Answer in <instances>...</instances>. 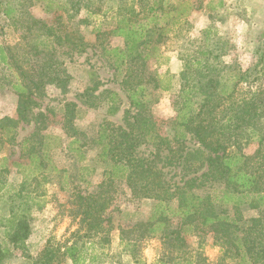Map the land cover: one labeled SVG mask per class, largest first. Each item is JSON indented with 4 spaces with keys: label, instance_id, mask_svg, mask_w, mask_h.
<instances>
[{
    "label": "rangeland",
    "instance_id": "obj_1",
    "mask_svg": "<svg viewBox=\"0 0 264 264\" xmlns=\"http://www.w3.org/2000/svg\"><path fill=\"white\" fill-rule=\"evenodd\" d=\"M76 1H80L81 8L71 17L73 11L63 9L70 8ZM190 1L195 4V9L181 21L182 26L177 31L167 36L160 53L148 62L149 70L159 75L162 84L167 85L170 81L172 85L170 90H158L159 101L152 105L153 115L163 121L159 132L165 143L159 155H156V145L143 144L137 148L139 156L153 160L154 165L162 170L163 181L172 190L195 176L183 169V160L178 158L177 146L172 142L176 115L173 102L183 83L185 62L199 58L200 52H207L201 58L212 71L232 64L247 70L264 61V0ZM117 3L118 0H0V46L10 48L16 59L24 61L23 66L28 71L41 72L48 60L44 53L35 55L37 47L40 50L44 48L41 42L45 38L44 30L39 28L40 22L52 27L58 36H64L68 30H77L86 46L84 52L72 55L65 54V47L56 46L50 64L56 70L52 76L60 78L59 84L49 83L37 91L34 95L37 105L28 115V121H19L16 142L4 146L0 143V158L14 152L13 159H17L20 148L15 144L34 132L36 122L39 127L47 126L25 146V150L23 148L24 151L30 150L38 140L45 142L47 168L41 172L33 169L28 165L29 154L23 153L22 168L12 169L8 174L0 169V183L7 182L5 191L11 194L0 201V217L7 216L11 210L27 212L31 225L29 238L20 248L11 247L0 264H33L42 257L48 244L64 247L75 242L84 252L85 262L82 264H158L168 253L160 233L139 243L137 249L124 245L121 232L147 221L161 208L156 209V201L136 198L126 180L121 179H113L114 187L109 191L111 202L104 214L111 219V231L107 234L109 242H103L101 235L84 240L75 236L79 231L80 235L85 234L79 218L71 216L75 196L79 193L95 194L103 182L107 188L108 181L112 179L105 174L109 163L100 158L99 130L106 123L124 126L126 120L132 122L125 94H121L117 114L107 115L108 92L119 91L117 82L120 79H113L105 50L125 47L124 38L111 32L116 25ZM49 5L54 10L48 11ZM4 10L10 15H5ZM60 14L61 20L58 18ZM161 23L173 24V21L167 17ZM206 31L210 35L208 41L205 40ZM15 70L0 64V121L20 119L19 99L12 87V82H16ZM262 85L263 80H259L255 87ZM71 102L77 104L73 112L67 105ZM40 112L45 114V120L39 118L36 121L35 115ZM185 146V154L199 149V145L190 139ZM258 147L259 144L253 142L245 148V153L254 154ZM205 171L206 168L196 175L200 176ZM207 185L209 191L221 188L218 183ZM165 204L171 208L167 213L172 218L173 227L179 228L181 221L174 216L178 198H172ZM218 209L223 215L238 221L243 240H255L250 221L264 219V208L241 205L237 210L233 206L220 205ZM184 238L188 247L185 249L186 257L181 259L183 264L187 258L195 260L198 257L204 261L203 264L237 263V260L227 258L213 233H187ZM7 246L5 229L0 227V251ZM91 256H95L96 261L92 262ZM63 264L73 262L66 259Z\"/></svg>",
    "mask_w": 264,
    "mask_h": 264
},
{
    "label": "trees",
    "instance_id": "obj_2",
    "mask_svg": "<svg viewBox=\"0 0 264 264\" xmlns=\"http://www.w3.org/2000/svg\"><path fill=\"white\" fill-rule=\"evenodd\" d=\"M117 6L116 25L111 32L124 38L125 47L105 50L113 79H120L117 82L119 91L108 92L107 115L117 114L121 94H125L132 122L126 120L124 126L106 123L99 130L97 144L101 146L100 158L109 163L105 174L112 179L108 181L107 188L103 182L95 194L79 193L75 196L71 216L79 218L85 231V234L80 235L79 231L75 236L84 240L101 235L103 242H109L107 234L111 231V219L104 214L111 202L109 191L114 187L113 179H121L126 180L136 198L156 201V209L161 208L147 221L121 232V239L127 248L132 246L137 249L139 243L160 233L168 253L158 264H183L181 259L188 247L184 235L213 233L224 254L237 260L236 264H264V219H251L250 230L254 232L255 240H243L238 221L223 215L218 209L220 205L233 206L237 210L241 205L264 208V85L255 87L259 80L264 82V61L247 70L232 64L212 71L201 58L207 52H200L199 58L185 62L183 83L173 102L176 115L172 142L177 146L178 158L183 160V169L195 176L172 190L163 181L162 170L154 165L153 160L139 156L137 148L152 144L156 145V155L162 151L165 140L159 130L163 121L153 115L152 105L159 101L157 91L170 90L172 85L170 81L167 85L162 84L159 75L149 70L148 62L160 53L167 36L182 26L181 21L195 9V4L190 0H118ZM80 8V1H76L63 10L73 11L71 17H74ZM51 10L54 9L49 5L48 11ZM4 14L10 15L7 10ZM167 17H171L173 24L161 23ZM58 18L61 20V14ZM38 25L44 30L45 38L41 39L44 48L40 50L37 47L35 55L44 53V58H48L41 72L28 71L23 66L24 61L16 59L10 48L0 46V64L16 69V82H12V87L19 99L20 117L19 120L0 121L2 146L16 142L19 121H28V115L37 105L34 100L36 92L49 83L59 84L60 78L52 76L56 70L50 64L56 46L65 47V54L70 55L84 52L86 47L77 30H68L64 36H58L44 22ZM204 33L208 41L209 31ZM67 105L71 112L77 106L74 102ZM35 116L36 121L39 118L45 120L43 112ZM46 127H39L36 122L34 132L15 144L20 148L19 158L13 159L14 152L0 158L2 173L22 168L23 153L29 154L28 165L33 169L41 172L47 168L45 142L38 140L30 150L24 151L25 146ZM188 139L195 141L199 149L185 154L183 151ZM253 142H257L259 147L254 154L248 155L245 148ZM204 152L208 153L207 156ZM204 168L206 171L197 176ZM210 182L211 185L220 184V190L209 191L207 183ZM7 187V182L0 183V201L11 196L5 191ZM175 197L178 198V206L174 216L181 221L179 228L173 227L172 218L167 213L171 208L165 204ZM0 227H4L9 242V246L0 251L1 261L11 247L20 248L29 238L31 225L27 212L11 210L7 216L0 217ZM66 259L72 260L73 264L85 262L84 252L76 242L64 247L48 244L42 257L33 264H63ZM90 260L94 262L96 257L91 256ZM203 263L201 257L195 260L187 258L184 262Z\"/></svg>",
    "mask_w": 264,
    "mask_h": 264
}]
</instances>
